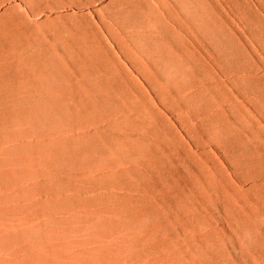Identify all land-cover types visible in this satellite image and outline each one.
Returning a JSON list of instances; mask_svg holds the SVG:
<instances>
[{"label": "rangeland", "instance_id": "374dc122", "mask_svg": "<svg viewBox=\"0 0 264 264\" xmlns=\"http://www.w3.org/2000/svg\"><path fill=\"white\" fill-rule=\"evenodd\" d=\"M263 252L264 0H0V264Z\"/></svg>", "mask_w": 264, "mask_h": 264}, {"label": "bare ground", "instance_id": "6f19581e", "mask_svg": "<svg viewBox=\"0 0 264 264\" xmlns=\"http://www.w3.org/2000/svg\"><path fill=\"white\" fill-rule=\"evenodd\" d=\"M220 105V107H222V108H220V110L221 109H223V105L221 106V104H219ZM218 105V106H219ZM245 111H248V110H245ZM208 113V112H207ZM206 113V114H207ZM214 113V112H213ZM249 113V112H248ZM209 114H210V116H211V114L212 113H210L209 112ZM208 115V114H207ZM214 115V114H213ZM212 115V116H213ZM247 114H246V112H245V116L244 115H242V117L243 118H245V120L247 121V116H246ZM198 117H199V115H198ZM197 117V118H198ZM249 117H250V115H249ZM200 118V117H199ZM198 118V119H199ZM206 120H207V118H206ZM213 247H216V245L215 246H213ZM210 249L212 250V247H210ZM232 252H227V251H224V252H222V253H220V257L222 258V259H224V260H228V257H230V254H231ZM237 264H264V252L263 253H261V254H259V255H257V256H254L253 258H251L250 260H247V259H245V260H239V262L237 263Z\"/></svg>", "mask_w": 264, "mask_h": 264}]
</instances>
